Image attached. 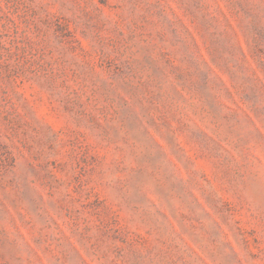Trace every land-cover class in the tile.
<instances>
[{
    "label": "rangeland",
    "instance_id": "rangeland-1",
    "mask_svg": "<svg viewBox=\"0 0 264 264\" xmlns=\"http://www.w3.org/2000/svg\"><path fill=\"white\" fill-rule=\"evenodd\" d=\"M0 264H264V0H0Z\"/></svg>",
    "mask_w": 264,
    "mask_h": 264
}]
</instances>
